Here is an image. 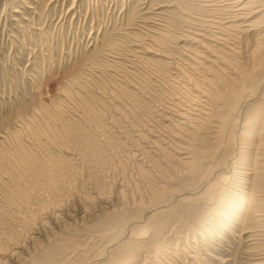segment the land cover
I'll return each instance as SVG.
<instances>
[{
    "label": "rangeland",
    "instance_id": "374dc122",
    "mask_svg": "<svg viewBox=\"0 0 264 264\" xmlns=\"http://www.w3.org/2000/svg\"><path fill=\"white\" fill-rule=\"evenodd\" d=\"M180 1L0 0V264L264 256L263 29Z\"/></svg>",
    "mask_w": 264,
    "mask_h": 264
},
{
    "label": "bare ground",
    "instance_id": "6f19581e",
    "mask_svg": "<svg viewBox=\"0 0 264 264\" xmlns=\"http://www.w3.org/2000/svg\"><path fill=\"white\" fill-rule=\"evenodd\" d=\"M204 1H206V0H204ZM194 2H195V0H194ZM211 2H213V0L211 1ZM211 2H208L209 3V5L211 4ZM196 3V2H195ZM201 3V2H200ZM199 2H198V4H200ZM215 3V2H214ZM213 3V4H214ZM190 3H189V0H181L180 1V3H179V7H180V5H182V7H180V8H182L183 9V13L185 14V10L186 11H188L189 9H191V7L192 6H190L189 5ZM191 4H193V2L191 3ZM216 4V3H215ZM219 4V3H218ZM176 5V4H175ZM196 5V4H195ZM207 5V4H206ZM222 6H224V7H226V8H228V9H231V11H232V13H231V17L233 18L232 20H228V21H225V23L224 22H222L221 23V25L223 26V30L224 29H228V28H233V27H237V28H239V29H242L243 27L242 26H248V27H250V29H242L243 31H248V30H252L253 28H255L256 26H258L259 24L262 26V28L261 29H263V33H264V24L261 22L262 20H264V9H263V7H264V4L262 3V0H222V4H221ZM202 6H203V3H202ZM220 7V6H219ZM214 9V8H213ZM225 9V8H224ZM219 10V9H218ZM191 11V10H190ZM201 11V10H200ZM213 11V10H212ZM214 11H216V9L214 10ZM222 10H220V12H221ZM228 11V10H227ZM225 12V11H224ZM187 13V12H186ZM190 13H192V12H189V14ZM216 13V12H215ZM219 13V12H218ZM228 14V13H227ZM230 14V13H229ZM200 15V14H199ZM214 15V14H213ZM202 16V15H201ZM217 16H219V15H217ZM227 16V15H226ZM226 16H225V18H226ZM229 16V15H228ZM204 17V16H203ZM205 17H207V16H205ZM230 17V18H231ZM200 18V17H199ZM219 18V17H218ZM187 19H188V17H187ZM194 19V18H193ZM192 19V20H193ZM216 19V18H215ZM204 20H205V18H204ZM212 20V19H211ZM207 21V20H206ZM218 21V20H217ZM216 21V22H217ZM220 21V20H219ZM222 21V20H221ZM192 22V21H191ZM204 22V21H203ZM208 22V21H207ZM264 22V21H263ZM210 23V22H209ZM216 24V23H215ZM225 24L226 25H228V27H225ZM239 24H242V25H239ZM206 25V24H205ZM209 25V24H208ZM201 26V25H200ZM221 26V27H222ZM206 27H208L207 25H206ZM260 27V26H259ZM220 28V27H219ZM245 28V27H244ZM220 29H222V28H220ZM222 30V31H223ZM221 31V30H220ZM237 31V30H236ZM254 31H256V30H254ZM258 31V30H257ZM261 31V30H260ZM207 32H208V30H207ZM227 32H229V31H227ZM201 33V32H200ZM203 33V32H202ZM213 33V32H212ZM211 33V34H212ZM226 33V32H225ZM230 33H232V31L230 32ZM229 33V34H230ZM236 33V32H235ZM234 33V34H235ZM238 33V32H237ZM241 33V32H240ZM262 33V34H263ZM185 35V34H184ZM221 35H223L222 33H221ZM228 35V34H227ZM239 35V34H238ZM183 36V35H182ZM194 36V35H193ZM197 38V37H196ZM214 38V37H213ZM217 38V37H216ZM215 38V39H216ZM223 40H225V42H226V36H225V38L222 36L221 37ZM261 38V37H260ZM262 38H263V40H264V34L262 35ZM211 39V38H210ZM218 40V39H217ZM197 42V41H196ZM259 42V44L256 46V48H255V50H260V49H264V41H262L261 40V42L260 41H258ZM198 46H199V44H198ZM201 46V45H200ZM233 50H235V48L233 49ZM201 88V87H200ZM198 89V88H197ZM196 95V94H195ZM192 101V100H191ZM200 101V100H199ZM201 102V101H200ZM190 103V102H189ZM204 110V109H203ZM192 111V110H191ZM240 117H241V115H240ZM179 128V127H178ZM186 129V128H185ZM222 132V131H221ZM179 133V132H178ZM173 134V133H172ZM175 134V133H174ZM181 135V134H180ZM172 142H174V141H172ZM181 142V141H180ZM184 145V144H183ZM182 150V149H181ZM181 152V151H180ZM185 158V157H184ZM183 158V159H184ZM215 168L216 167H214V170H215ZM225 168H227V167H225ZM201 188V185H199L196 189H194V190H191V191H189V193H193V192H197L199 189ZM213 188V187H212ZM211 188V189H212ZM243 190V189H242ZM185 193V192H184ZM184 193H182V194H184ZM182 194H179V196L180 195H182ZM239 196H241V194L239 195ZM250 196H251V194H250ZM250 200V199H249ZM248 200V201H249ZM250 202H252V198H251V201ZM167 204V203H166ZM252 206V204L250 203V205H249V207H251ZM229 213V212H228ZM224 217H226L225 219H226V221H229V219H228V216H224ZM126 230H127V228H126ZM129 230V229H128ZM126 232V231H125ZM255 232V231H254ZM131 233V232H130ZM14 255V254H13ZM252 264H264V256L261 258L260 256L258 257V258H256L255 259V261H254V263H252Z\"/></svg>",
    "mask_w": 264,
    "mask_h": 264
}]
</instances>
